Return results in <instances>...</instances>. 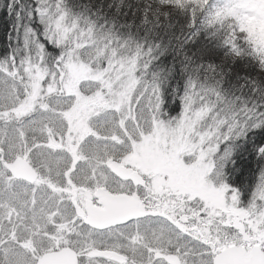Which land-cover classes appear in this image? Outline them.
Listing matches in <instances>:
<instances>
[{
	"label": "snow or ice",
	"instance_id": "snow-or-ice-1",
	"mask_svg": "<svg viewBox=\"0 0 264 264\" xmlns=\"http://www.w3.org/2000/svg\"><path fill=\"white\" fill-rule=\"evenodd\" d=\"M155 10L187 13L189 42L211 36L189 49L175 117L152 49L64 0H37L43 32L24 27L0 59V264H264V108L224 89L237 61L264 77V0ZM242 152L257 164L247 203L230 179Z\"/></svg>",
	"mask_w": 264,
	"mask_h": 264
},
{
	"label": "trees",
	"instance_id": "trees-1",
	"mask_svg": "<svg viewBox=\"0 0 264 264\" xmlns=\"http://www.w3.org/2000/svg\"><path fill=\"white\" fill-rule=\"evenodd\" d=\"M36 3L37 0H0V59L22 44L24 27H31L37 33L43 32V25L34 13ZM149 3L148 0H64L70 18L90 22L97 32L126 43L129 49L137 45L152 49L149 74H159L165 95V111L174 117L182 109L177 92L182 93L186 85L184 64L186 56L191 54L189 49L194 51L198 43L209 41L211 36L201 31L189 42L192 30L187 13L172 11L165 15L155 10L154 3L153 10L149 11ZM47 46L52 49L51 44ZM216 63L219 64V61ZM228 68L234 69L225 77L224 89L229 98L239 97L238 103L264 108V77L258 75L255 64L237 61ZM254 139L252 137L244 146L248 147ZM237 166L240 171L230 179L236 181L233 187L237 188L243 181L246 191L242 198L245 202L256 181L257 164L248 152H242V158L237 157ZM245 168L248 170L245 171Z\"/></svg>",
	"mask_w": 264,
	"mask_h": 264
},
{
	"label": "rangeland",
	"instance_id": "rangeland-1",
	"mask_svg": "<svg viewBox=\"0 0 264 264\" xmlns=\"http://www.w3.org/2000/svg\"><path fill=\"white\" fill-rule=\"evenodd\" d=\"M148 2H150V3H154V4H155V0H148ZM250 23L252 24L253 28L256 27L254 21H250ZM261 34L264 35V29H261ZM181 110H182V109H181ZM180 112H181V111H180ZM180 112H179V113H180ZM179 113H178V114H179ZM178 114H177V115H178ZM174 117H175V116H174ZM245 203H247V201H245Z\"/></svg>",
	"mask_w": 264,
	"mask_h": 264
}]
</instances>
